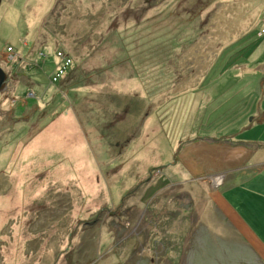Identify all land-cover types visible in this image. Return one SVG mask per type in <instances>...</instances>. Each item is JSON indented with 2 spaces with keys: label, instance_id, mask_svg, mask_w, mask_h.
<instances>
[{
  "label": "rangeland",
  "instance_id": "rangeland-1",
  "mask_svg": "<svg viewBox=\"0 0 264 264\" xmlns=\"http://www.w3.org/2000/svg\"><path fill=\"white\" fill-rule=\"evenodd\" d=\"M0 56V264H264L196 162L264 144V0H3Z\"/></svg>",
  "mask_w": 264,
  "mask_h": 264
},
{
  "label": "crops",
  "instance_id": "crops-1",
  "mask_svg": "<svg viewBox=\"0 0 264 264\" xmlns=\"http://www.w3.org/2000/svg\"><path fill=\"white\" fill-rule=\"evenodd\" d=\"M222 82L229 83L226 77ZM236 83L233 80L229 85ZM237 120L225 135L198 139L196 162L204 167L224 166L202 180L209 181L215 211L257 255L258 247H264V144L248 136L250 129L258 127L255 121Z\"/></svg>",
  "mask_w": 264,
  "mask_h": 264
},
{
  "label": "built area",
  "instance_id": "built-area-1",
  "mask_svg": "<svg viewBox=\"0 0 264 264\" xmlns=\"http://www.w3.org/2000/svg\"><path fill=\"white\" fill-rule=\"evenodd\" d=\"M58 56L62 58V62L57 71L52 75V82H58L63 77L65 72L69 69V67L73 64L72 59L67 57L64 53L59 51Z\"/></svg>",
  "mask_w": 264,
  "mask_h": 264
},
{
  "label": "water",
  "instance_id": "water-1",
  "mask_svg": "<svg viewBox=\"0 0 264 264\" xmlns=\"http://www.w3.org/2000/svg\"><path fill=\"white\" fill-rule=\"evenodd\" d=\"M3 0H0V6ZM8 75L0 65V92L7 88Z\"/></svg>",
  "mask_w": 264,
  "mask_h": 264
},
{
  "label": "trees",
  "instance_id": "trees-1",
  "mask_svg": "<svg viewBox=\"0 0 264 264\" xmlns=\"http://www.w3.org/2000/svg\"><path fill=\"white\" fill-rule=\"evenodd\" d=\"M56 14H52L53 17H55ZM70 58V57H69ZM72 59V58H71ZM73 61V60H72Z\"/></svg>",
  "mask_w": 264,
  "mask_h": 264
},
{
  "label": "flooded vegetation",
  "instance_id": "flooded-vegetation-1",
  "mask_svg": "<svg viewBox=\"0 0 264 264\" xmlns=\"http://www.w3.org/2000/svg\"><path fill=\"white\" fill-rule=\"evenodd\" d=\"M1 57V56H0Z\"/></svg>",
  "mask_w": 264,
  "mask_h": 264
}]
</instances>
